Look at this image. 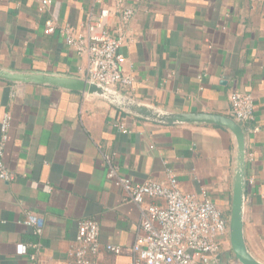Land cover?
I'll use <instances>...</instances> for the list:
<instances>
[{
    "label": "crops",
    "instance_id": "obj_1",
    "mask_svg": "<svg viewBox=\"0 0 264 264\" xmlns=\"http://www.w3.org/2000/svg\"><path fill=\"white\" fill-rule=\"evenodd\" d=\"M42 1L0 0V67L87 78V57L67 44L62 29L80 32L107 6L111 31L124 37V71L134 80L112 90L166 112L228 116L232 92L253 95L255 117L243 126L244 235L264 263V0H126L135 12L127 22L115 0H51L44 9ZM6 115L3 161L16 178L0 179V264H29L32 254L40 264H73L87 220L100 225L98 264H129L143 208L163 201L127 202L107 177L108 157L135 183L174 176L183 192L206 193L230 224L235 139L220 127L158 124L95 96L0 80V124ZM30 213L43 218L41 235L24 223ZM107 245L122 254L108 253Z\"/></svg>",
    "mask_w": 264,
    "mask_h": 264
},
{
    "label": "built area",
    "instance_id": "obj_2",
    "mask_svg": "<svg viewBox=\"0 0 264 264\" xmlns=\"http://www.w3.org/2000/svg\"><path fill=\"white\" fill-rule=\"evenodd\" d=\"M99 4L102 0H97ZM122 19L130 21L135 12L126 7V0H115ZM44 9L51 0L42 1ZM113 9L104 6L96 16L89 17L80 32L71 28L62 29L66 42L80 57H87V78L109 89L131 87L133 77L125 73V58L121 52L124 37L112 32L109 19ZM56 28L47 24L45 32L54 33ZM229 116L242 126L255 117V99L252 94L235 91L229 97ZM10 117L6 115L0 124V179L14 181L4 161V149L8 140ZM107 158V177L120 187L129 203L142 206L146 199H159L162 204H150L142 210V219L137 239L132 247L129 264H240L234 257L229 239V221L221 210L207 197L185 193L178 180L172 176L168 183L147 181L141 184L120 175L118 169ZM41 235L45 222L42 217L30 213L24 222ZM100 225L87 220L79 225L76 246L71 252L73 264H98L95 259L101 252ZM227 246L228 248H225ZM106 251L121 255L122 248L107 245ZM19 254L27 248L20 245ZM29 264H40L36 254L30 255Z\"/></svg>",
    "mask_w": 264,
    "mask_h": 264
},
{
    "label": "water",
    "instance_id": "obj_3",
    "mask_svg": "<svg viewBox=\"0 0 264 264\" xmlns=\"http://www.w3.org/2000/svg\"><path fill=\"white\" fill-rule=\"evenodd\" d=\"M0 80L11 84L47 86L83 95L95 96L117 109L142 119L163 124H198L220 127L235 139L233 197L229 224V239L235 259L240 264H264L248 250L244 235V203L247 181V135L244 127L228 115L217 113H172L137 102L119 92L92 82L50 73L17 72L0 67Z\"/></svg>",
    "mask_w": 264,
    "mask_h": 264
}]
</instances>
